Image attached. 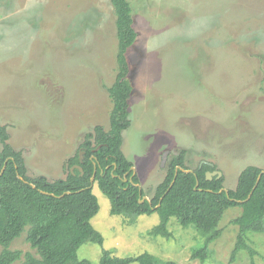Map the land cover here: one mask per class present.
I'll return each instance as SVG.
<instances>
[{
  "label": "rangeland",
  "instance_id": "rangeland-1",
  "mask_svg": "<svg viewBox=\"0 0 264 264\" xmlns=\"http://www.w3.org/2000/svg\"><path fill=\"white\" fill-rule=\"evenodd\" d=\"M129 2L137 37L126 52L133 90L121 150L144 196L150 200L169 156L182 148L191 170L216 157L225 190L246 166L264 170V0ZM116 44L110 0H0V126L21 151L28 176L64 178L68 159L93 127L108 128L106 87L117 71ZM93 193L99 210L90 222L103 244L85 242L77 251L91 264H99L102 248L116 256L149 252L177 264H264V232L248 234L253 253L245 248L230 259L238 206L223 212L221 234L201 261L191 258L203 241L193 228L172 217L169 237L152 236L157 213L129 223L109 214L95 183ZM9 248L21 253L12 264L34 253L25 230Z\"/></svg>",
  "mask_w": 264,
  "mask_h": 264
},
{
  "label": "trees",
  "instance_id": "trees-1",
  "mask_svg": "<svg viewBox=\"0 0 264 264\" xmlns=\"http://www.w3.org/2000/svg\"><path fill=\"white\" fill-rule=\"evenodd\" d=\"M115 14L116 74L112 84L106 87L112 102L109 124L105 129L95 125L80 146L84 149L82 161L78 154L68 159L64 178L48 180L43 175L28 176L24 157L8 142L4 125L0 126V264H12L20 258V251L10 249L11 242L25 230V240L34 250L25 252L23 264H91L86 258H78V248L85 242L103 244V235L90 220L99 210L97 196L90 187L94 165V183L110 203L109 214L121 215L129 223L140 215L157 213L158 223L148 233L169 237L168 223L173 217L183 227L193 228L203 241L191 249V258L204 261L211 253L210 243L221 234L218 227L223 212L233 206L241 208V214L232 220L238 226L237 239L230 259L245 248L249 233L264 232V173L252 190L261 169L248 166L238 174L236 185L222 190L223 176L208 180L210 167H195L192 172L178 169L185 166L186 149L169 156L166 174L155 186L150 200L139 202L137 174L132 175L133 163L121 150L122 133L130 127L129 99L133 86L129 78L130 64L127 50L137 37L133 27L129 0H110ZM91 140V144L86 141ZM78 164L71 172L70 167ZM17 174L22 177L19 179ZM126 174V175H125ZM198 182L196 188L195 183ZM171 184V185H170ZM34 185V186H32ZM251 195L248 197L249 193ZM62 195V196H60ZM248 197V198H247ZM27 227V228H26ZM177 264L149 252L137 255L116 256L102 248L99 264Z\"/></svg>",
  "mask_w": 264,
  "mask_h": 264
},
{
  "label": "water",
  "instance_id": "water-1",
  "mask_svg": "<svg viewBox=\"0 0 264 264\" xmlns=\"http://www.w3.org/2000/svg\"><path fill=\"white\" fill-rule=\"evenodd\" d=\"M86 143H87V144H90L91 142H90V141H86ZM83 155H84V149H82V150L79 151L78 157H79V160H80V161H82V159H83ZM167 155H168V151H164V152H163V155H162L161 166H163L164 162L166 161ZM4 166H5V164L3 165V167H2V169H1V171H0V174H1V172L3 171V169H4ZM74 168H78V169L80 170V172L82 173V168H81L80 165L75 164V165L71 166V167H70L71 172L73 171ZM130 169L132 170V175L135 174L134 167L131 166ZM178 169H181V170L184 171V172H192L191 169H184V168H181V167H176V169H175V175H174V177H173V179H172V181H171V184L173 183V181H174V179H175L176 172H177ZM95 171H96V165H94L93 174H92V176H91V178H90V181H91L90 187L93 186V184H94ZM262 173H264V170H261L260 173L258 174L257 179H256V182H255V184H254L252 190L255 188V186H256V184H257V182H258V180H259V178H260V176H261ZM212 174H216L217 177H220V176H221V172L218 171V170H216V171H214V172L206 171V173H205V178L208 179V180H210ZM17 177H18L19 179H22V177H21L20 175H18V174H17ZM171 184H170V185H171ZM135 185L138 186V191H139V196H140L141 187H140L139 183H137V184H135ZM197 185H198V182L196 181V183H195V187H194V188H196ZM32 186H34V185H32ZM222 190H224V191L227 193V190H225V189H223V188H221L218 192H221ZM250 195H251V192L249 193L248 197H249ZM60 196H62V195H60ZM248 197H247V198H248ZM145 200H148L146 196H144V195H143V196H140V198H139V202L142 203V202L145 201Z\"/></svg>",
  "mask_w": 264,
  "mask_h": 264
},
{
  "label": "flooded vegetation",
  "instance_id": "flooded-vegetation-1",
  "mask_svg": "<svg viewBox=\"0 0 264 264\" xmlns=\"http://www.w3.org/2000/svg\"><path fill=\"white\" fill-rule=\"evenodd\" d=\"M186 154V153H185ZM248 166H253V167H261V166H255V165H248ZM248 166H246V167H248ZM176 167H183V166H176ZM184 167H190V166H187L186 164H185V166ZM195 167H210L211 169H210V172H214V171H216V170H218V168L217 169H215L216 167H220L219 165H218V163H216V157L214 158V157H211V159H210V161H208V160H205V159H201L200 161H199V163L195 166ZM262 170V169H261ZM126 175V174H125ZM222 177V174H221V176L220 177H217V175L216 174H212L211 175V178H210V180L211 179H213V178H215V179H219V178H221Z\"/></svg>",
  "mask_w": 264,
  "mask_h": 264
}]
</instances>
